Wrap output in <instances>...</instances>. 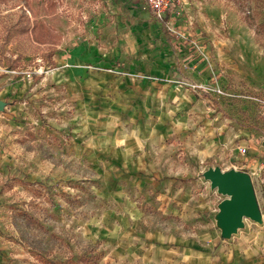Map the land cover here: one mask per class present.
Listing matches in <instances>:
<instances>
[{"label":"rangeland","instance_id":"374dc122","mask_svg":"<svg viewBox=\"0 0 264 264\" xmlns=\"http://www.w3.org/2000/svg\"><path fill=\"white\" fill-rule=\"evenodd\" d=\"M167 9L0 0V264H264V0ZM217 167L261 221L222 234Z\"/></svg>","mask_w":264,"mask_h":264},{"label":"water","instance_id":"95a60500","mask_svg":"<svg viewBox=\"0 0 264 264\" xmlns=\"http://www.w3.org/2000/svg\"><path fill=\"white\" fill-rule=\"evenodd\" d=\"M2 107L3 103L0 101V109ZM206 175L219 191L231 196L221 202L220 224L224 235L234 232L241 226L244 216L262 220L252 178L247 171L237 169L223 171L217 167L209 169Z\"/></svg>","mask_w":264,"mask_h":264},{"label":"trees","instance_id":"16d2710c","mask_svg":"<svg viewBox=\"0 0 264 264\" xmlns=\"http://www.w3.org/2000/svg\"><path fill=\"white\" fill-rule=\"evenodd\" d=\"M166 10H167V11H166L165 14L161 17L160 21H161L162 29H163V31H164V34H165V36H166V39L170 41L172 38L170 37V32H169V29H168V28H169V27H168V21H169V19H170L171 14H170L169 9H166ZM34 26H35V25H34ZM36 38H37V40L40 41V42L45 41V36H44V34H42V33H36ZM213 103H214V104H218V101L213 100Z\"/></svg>","mask_w":264,"mask_h":264},{"label":"built area","instance_id":"2783aa9c","mask_svg":"<svg viewBox=\"0 0 264 264\" xmlns=\"http://www.w3.org/2000/svg\"><path fill=\"white\" fill-rule=\"evenodd\" d=\"M155 15L158 18L162 17V14L164 11L168 8L169 6V0H148ZM242 152L246 151V147H241L240 148Z\"/></svg>","mask_w":264,"mask_h":264},{"label":"crops","instance_id":"0c3cea01","mask_svg":"<svg viewBox=\"0 0 264 264\" xmlns=\"http://www.w3.org/2000/svg\"><path fill=\"white\" fill-rule=\"evenodd\" d=\"M252 159V162H251V164L255 167V165H261V172H262V178H261V180L263 181V184H262V188H263V190H264V151H261V153H260V155H258V156H254L253 158H251ZM263 168V169H262ZM251 175H253L252 173L253 172H249ZM252 178H253V176H252ZM222 234H223V232H222Z\"/></svg>","mask_w":264,"mask_h":264},{"label":"bare ground","instance_id":"6f19581e","mask_svg":"<svg viewBox=\"0 0 264 264\" xmlns=\"http://www.w3.org/2000/svg\"><path fill=\"white\" fill-rule=\"evenodd\" d=\"M229 197H231V196L229 195Z\"/></svg>","mask_w":264,"mask_h":264}]
</instances>
